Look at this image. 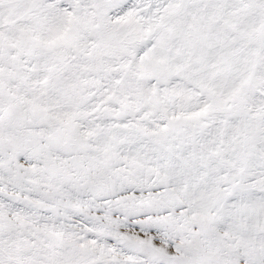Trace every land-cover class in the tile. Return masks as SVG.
Masks as SVG:
<instances>
[{
	"label": "snow or ice",
	"instance_id": "obj_1",
	"mask_svg": "<svg viewBox=\"0 0 264 264\" xmlns=\"http://www.w3.org/2000/svg\"><path fill=\"white\" fill-rule=\"evenodd\" d=\"M0 264H264V0H0Z\"/></svg>",
	"mask_w": 264,
	"mask_h": 264
}]
</instances>
